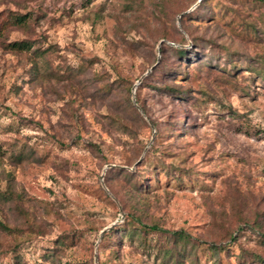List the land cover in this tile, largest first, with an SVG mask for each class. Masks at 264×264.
Instances as JSON below:
<instances>
[{"label": "rangeland", "instance_id": "1", "mask_svg": "<svg viewBox=\"0 0 264 264\" xmlns=\"http://www.w3.org/2000/svg\"><path fill=\"white\" fill-rule=\"evenodd\" d=\"M197 2L0 0V11L33 17L0 34V44L34 42L28 52L0 45V264H96V252L100 264H166L140 232L119 231L111 246L100 250L101 239L97 247L101 231L128 213L110 190L122 218L106 191L105 167L135 169L154 142L138 166V188L129 186L128 208L196 238L182 264H264L248 257H264L257 234L264 231V3L208 0L183 18ZM193 36L203 40L204 64L187 61L174 79L165 67L176 59L166 51L163 66L143 77L163 43L191 48ZM141 77L147 85L135 96L144 113L133 101ZM175 81L189 88L187 97L152 86ZM122 177L109 183L124 194ZM257 213L263 230L253 223Z\"/></svg>", "mask_w": 264, "mask_h": 264}, {"label": "trees", "instance_id": "2", "mask_svg": "<svg viewBox=\"0 0 264 264\" xmlns=\"http://www.w3.org/2000/svg\"><path fill=\"white\" fill-rule=\"evenodd\" d=\"M207 1L208 0H202L194 9L188 12H184L182 14V17L190 18L194 16L197 12L199 13L202 10V8L206 6ZM258 1L264 3V0H258ZM32 18L33 17L30 16V14L28 13H21L19 11L12 10V9L0 11V34L3 35L9 29H12V28L27 27L30 25ZM256 25L257 24H254L253 27L255 31H259V27L255 28ZM177 32L179 34H182L181 31H179L178 29H177ZM163 37L169 39L170 41L186 43V38L184 36H181V38L178 39L177 37L175 36L171 37L170 35L166 33L163 35ZM193 44H194L193 47L187 48L181 45L174 46V45H170L167 43H163V45L160 47L161 52H162L161 60L158 63L156 61L157 65L155 66V68H153V70L148 74L147 77L152 76L158 68L163 66V64L165 63L164 55L166 51H169L172 57L176 59V63L174 64L173 67H169V66L165 67V72L169 74L170 76H172L174 79L178 77L177 74L183 75L186 72V69L184 70L183 66H185V63L187 61L197 58L196 61H199L200 63L204 64L205 62L201 60V57L203 54L202 49L204 47L202 38L193 36ZM0 45L4 49H8V50L18 51V52H28L34 47V42L28 39L14 40V41H8L5 39V41H3V44H0ZM237 67L238 66L234 65L233 69H236ZM249 69L257 73H261L262 71L259 68H253V67H250ZM145 85L147 84L145 83V80H143L137 88V93ZM152 86H154L158 90L166 91V93H168L170 96H173L175 98L187 97V95L190 93V90L187 86L181 83H178L177 81L164 82L160 85L152 84ZM138 102L140 103L139 99H138ZM130 103H131V108L133 109L135 114L140 116L144 120V118L141 116V113L138 111L137 107H135L134 104L132 103V100L130 101ZM140 105L147 112V106L141 103ZM154 124L157 126V123L154 122ZM175 125L177 126V129H174L173 131L176 132L177 134L181 133V131H178V129H180L182 125V120L180 118L177 119V122L175 123ZM159 132L160 131L158 130L156 138L158 137ZM155 144L156 142H154L148 148V150L146 151L145 157L142 158L138 162L134 170H129L124 167H110L109 169H107L105 179H104L106 182V185L120 199V201L122 202L124 208L126 209L128 213L126 216V220L123 223L115 225L113 228H111L110 230L104 233L103 238L99 244V249L101 250L103 249V247L105 248V247L111 246V241H112L111 238L114 233L117 234L119 231H125V232H128L130 235L134 236L137 234V232H140L142 233V245L150 253L152 251H156V254L158 256H161L162 260L166 264H168L169 262H173V264H182L184 257L188 255V252L196 248V244H194V243H197L196 238L192 237V235L184 229L171 230V229L163 228L155 223L149 224L143 221L141 217L142 215H139L136 211H133L132 209L128 208V205L125 199L127 196V193L129 192V186L130 187L135 186L136 187L135 189L138 188L139 186L138 183H139L140 175H141L138 166H143L145 165V163L147 164L148 162V161L146 162L147 156L151 153V151L155 147ZM143 149H144V146L138 149V155H140ZM2 155H3V151L1 149V144H0V157ZM157 163H159L160 165L161 164L163 165L162 161H159ZM115 173L120 175L121 177L123 176L121 180L123 181V185L125 186L124 190L126 192L124 194L120 193L117 189H114L109 183V179ZM9 193L13 196V199L16 200L18 203L19 200H17V197H14V192L10 191ZM18 197L21 198L20 196ZM133 208H136V207L134 206ZM24 211L26 210L24 209ZM261 217L262 215L257 213L255 216L254 222H253L256 226H258L259 229H262L261 228L262 227ZM2 227L7 234L12 235L16 238H22L25 235L24 231L19 232L17 231V229L9 227L7 225L2 224ZM30 233H33V231H31ZM232 233L233 231L228 232L227 236L229 238H232L233 242L239 241V235L236 237H232ZM257 234L259 235L260 243L264 245V231L260 230ZM66 237H69V236H66ZM65 242L66 241L61 240V238L57 241L58 244L60 243L64 244ZM216 243L217 242L212 243V246L221 248ZM248 257L251 258L252 261L254 259V261L259 260L264 263V257L259 252H252ZM248 257L246 256L245 258L249 259ZM245 258H244V261H245ZM100 261H101V258H100ZM243 263L245 264V262Z\"/></svg>", "mask_w": 264, "mask_h": 264}, {"label": "water", "instance_id": "3", "mask_svg": "<svg viewBox=\"0 0 264 264\" xmlns=\"http://www.w3.org/2000/svg\"><path fill=\"white\" fill-rule=\"evenodd\" d=\"M201 1H202V0H198V2H197L196 4H194V5H193L188 11L194 9V8H195V7L201 2ZM188 11H187V12H188ZM171 44H174V43L171 42ZM160 60H161V54H159V56H158L157 63H158ZM154 67H155V65L152 66L151 68H149V69L146 71V73L143 75V77L146 76V75H148V74L153 70ZM143 77L139 78L137 84H135V85H134V88H133V101H134V104L139 108V110H140L142 113H144V111H143V109L141 108V106L136 102V96H135V93H136L137 85H138L139 83L142 82ZM154 130H155V129H154ZM109 167H124V168L134 169V167H128V166L116 165V164H108V165L105 167L104 170L106 171ZM101 180L103 181V185H104L106 191H107V192L110 194V196H111L112 198H114V199L116 200V202L119 204V207H120V214L122 215V218H123L124 215H125V211H124L123 207L121 206V204H120L118 198H116L115 195L110 191V189L105 185V183H104V173H103L102 176H101ZM118 222H120V221H119V220L115 221L114 223H112L111 225L105 227V228L101 231V235H100V237H99V239H98V242H97V247H98V243H99L100 240L102 239L104 233H105L106 231L110 230L111 228H113ZM95 262H96V264H100V263H99V258H98V253H97V252L95 253Z\"/></svg>", "mask_w": 264, "mask_h": 264}]
</instances>
